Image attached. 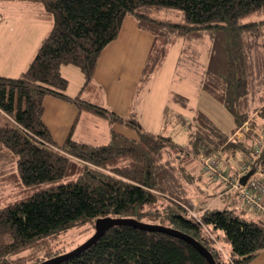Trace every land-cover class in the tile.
<instances>
[{"label": "trees", "instance_id": "obj_1", "mask_svg": "<svg viewBox=\"0 0 264 264\" xmlns=\"http://www.w3.org/2000/svg\"><path fill=\"white\" fill-rule=\"evenodd\" d=\"M27 1L42 6L51 26L20 75H0V110L10 118L0 124V264H37L63 254L66 250L51 248V241L73 229H90L91 235L95 220L106 216L178 229L205 246L216 264L249 263L264 249V214L244 207L211 209L205 200L214 196L207 184L220 187L221 197L234 194L241 200L232 184L252 171L241 174L242 167L264 163V151L255 152L254 134L264 120V20L243 22L264 10V0ZM128 15L152 35L139 89L180 40L176 69L201 66L197 84L230 113V132L201 110L191 118L175 110L173 105L188 104L177 93H171L173 105L166 104L158 133L143 129L136 110L122 116L81 95L94 86L99 56ZM201 49L207 58L198 63ZM63 65L77 67L83 76L76 95L67 93ZM47 96L131 134L111 127L109 140L96 144L73 138L71 128L57 143L42 118ZM250 120L256 130L238 137ZM177 125L184 131L182 141L168 134ZM204 158L226 179L205 171ZM245 212L258 217L246 218ZM53 264L209 263L180 237L113 225L79 254Z\"/></svg>", "mask_w": 264, "mask_h": 264}, {"label": "crops", "instance_id": "obj_2", "mask_svg": "<svg viewBox=\"0 0 264 264\" xmlns=\"http://www.w3.org/2000/svg\"><path fill=\"white\" fill-rule=\"evenodd\" d=\"M24 1L32 3V10L29 12L21 10L20 13H17L16 10L12 14L13 18L20 21L16 26H9V30L2 28L3 15H0L1 76L16 77L20 75L28 66L39 46L40 40L47 34L51 26L50 23L47 28L45 23H42V21L50 22L51 20L39 3ZM12 28L15 29L12 30ZM34 28H36V34ZM37 29H40L41 32H37ZM151 42L152 35L138 28L132 16H126L117 37L105 46L99 56L93 77L94 86L87 93L86 97H91V101L102 103L110 110L122 116H127L131 111L135 110L134 103L139 90V77ZM69 66L63 65L60 69L62 75L68 80L67 90L70 89V79L67 73L78 76L77 71L71 69ZM77 70L79 71L78 68ZM81 86L77 92L72 93L69 91L67 93L76 95L79 93ZM43 107V121L57 143L63 142L71 128L73 138L95 143L92 140L80 138V136L74 134L83 116L82 112L78 113L74 104L47 96L43 100ZM0 114L9 121L10 118L1 110ZM0 119L2 118L0 117ZM3 121L0 120V124H3ZM157 121L161 124V118L157 119ZM94 127L97 130L93 131L92 137H106L109 140L111 134L110 124L108 125L107 132L103 129L98 130V123ZM118 127L120 128V126ZM118 131L131 134L124 127ZM193 201L196 202L197 200L192 199ZM226 248L228 249L229 246L226 245ZM247 264H264V249Z\"/></svg>", "mask_w": 264, "mask_h": 264}, {"label": "rangeland", "instance_id": "obj_3", "mask_svg": "<svg viewBox=\"0 0 264 264\" xmlns=\"http://www.w3.org/2000/svg\"><path fill=\"white\" fill-rule=\"evenodd\" d=\"M31 5L32 3L25 2L24 0H0V15H3L1 27L9 30V26L13 27L19 24L20 21L16 18H13L12 14H14L16 10L17 13H20L21 10L24 12H29L32 10ZM166 13L172 16L173 11H166ZM251 20H264V10L245 18L243 22ZM42 23H45L46 27L48 28L51 21H42ZM14 29L15 28H12V30ZM34 31L36 34V28H34ZM37 32H41V30L37 29ZM263 36L261 38H258L259 42L263 40ZM256 38H252L249 41L253 43L257 40ZM180 47L181 41L177 40L175 44L168 50L163 65L152 75L148 85L144 87H142V85V88H140L138 91L137 98H135L134 108L137 111L143 129L149 130L150 132L152 131L154 133L162 131L163 117L166 108L165 106L166 104H168L169 106L173 105L171 93H177L181 96H184L187 99L188 104L186 108H181L177 105H173L175 110L179 109L181 112H184L186 117L188 118H191L193 116L194 111L201 110L202 112L209 115V117L212 118L221 128H223V130H225L226 132H230L231 128H233L234 126V121L230 113L217 100H215L208 93L203 91L197 84L196 78L199 76L197 74V71L201 68V66L199 64L196 66L192 65V70H189L185 66H178V68L176 69V61L178 58ZM202 49L198 54V63H202L203 60H206L207 58L205 52H202ZM191 51H193L195 55V49H191L188 52L191 53ZM188 55L191 56V54ZM183 57L184 60L187 59V56L185 54ZM69 67L77 71L78 76H74L71 75V73H67L69 74L68 76L70 79V89H68L67 92L70 91L72 93H75L82 85L81 83H83V77L81 73L77 70V68H75V66L70 65ZM87 93V91H83L81 95L87 98L88 100H92L91 97H86ZM82 113L83 116L78 124L79 127H76L74 134L80 136V138L92 140L95 143L106 142L108 140L106 139V137H92V135L93 131L97 130L94 127V125L97 123L98 130L103 129L105 132H107L109 125L107 120L86 111ZM0 117L2 118L0 120H4L3 124L10 123V121H8L1 114ZM159 118H161V124L157 121V119L159 120ZM263 125L264 120H261V122L258 123V127H262ZM118 126L111 127L115 130H120L122 126H120V128ZM249 126L250 128L252 127L254 130H256L255 127L257 126H255L251 120L249 121ZM169 132L170 133L168 134L171 135V137L173 135L175 140H184V131L178 125L173 128V131ZM248 136H250V134H247V137ZM185 160H189V158H185ZM210 183L213 184L214 181L212 180V182ZM207 190L209 192L214 193V196L209 197L207 200H205V204L209 205L211 209L228 208L231 210L238 211L240 210V208H243V202L241 200H238L236 195L229 194L227 197H221L219 195L221 188H218L216 186L213 187L208 184ZM192 199L190 200V202L192 204H196L197 201L192 202ZM244 216L250 219H256V217H258L257 215H254L250 212H245ZM90 233V229L84 231H81V229H73L63 234L60 238L51 241L50 246L53 249L66 250V252H68L83 243L87 238H89L92 235H90ZM223 245L226 248V244ZM32 251H34L32 252L33 254L39 253L40 256H44V252L42 253V250L40 249H33Z\"/></svg>", "mask_w": 264, "mask_h": 264}, {"label": "water", "instance_id": "obj_4", "mask_svg": "<svg viewBox=\"0 0 264 264\" xmlns=\"http://www.w3.org/2000/svg\"><path fill=\"white\" fill-rule=\"evenodd\" d=\"M251 174H252V171H249L248 173L243 175L240 178V182L244 184L247 178ZM113 225H129L135 228L149 230V231H162L170 235L180 237L186 240L187 242L191 243L206 258L209 264H216L212 254L210 253L209 250H207L205 246H203L199 241H197L190 235L178 229L166 227V226L159 225V224L145 223V222L137 221L133 218L110 217V216L97 218L94 222V232L92 233V235L89 238H87L83 243L78 245L77 247L63 254L48 258L37 264H53V263L60 262L62 260L68 259L70 257H73L79 254L82 250H84L85 248L90 246L92 243H94L105 232L107 228Z\"/></svg>", "mask_w": 264, "mask_h": 264}, {"label": "built area", "instance_id": "obj_5", "mask_svg": "<svg viewBox=\"0 0 264 264\" xmlns=\"http://www.w3.org/2000/svg\"><path fill=\"white\" fill-rule=\"evenodd\" d=\"M250 130L251 128L249 124L245 123L238 129L237 136L242 137L244 134L250 132ZM254 134L257 141L255 152L260 154L264 151V125L260 130L254 132ZM203 164L205 171L216 173V175L221 179H226L223 172H218L214 169L215 166L213 160L204 158ZM253 166H255L254 169H252ZM250 169L252 170V174L247 178L246 182L242 184L239 179V182L233 183L232 187L236 188L241 194V198L243 199L241 200L245 209H255L264 214V163H262V161L257 164H255V161L246 163L241 169V174Z\"/></svg>", "mask_w": 264, "mask_h": 264}]
</instances>
